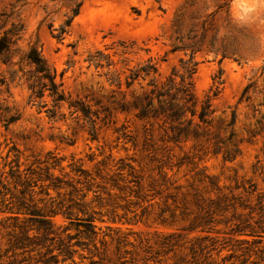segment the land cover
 <instances>
[{
	"label": "rangeland",
	"instance_id": "374dc122",
	"mask_svg": "<svg viewBox=\"0 0 264 264\" xmlns=\"http://www.w3.org/2000/svg\"><path fill=\"white\" fill-rule=\"evenodd\" d=\"M12 23L23 26V32L11 51L0 56V167L9 150V160L18 155L21 169L52 153L64 158V169L56 168V174L71 179L68 165L76 162L96 177L97 192H89L87 202L89 210L97 211L93 215L101 230L90 239L73 225L68 239L62 232L68 221L56 217L55 228H61L54 240L44 239L45 245L58 254L57 240L62 239L71 245L75 261L63 262L60 255L59 264H264V238L254 247L253 237L241 236L248 243L236 241L240 236L230 234V225L218 223L220 232L191 229L197 211L194 194L208 196L209 180L221 187L251 180L264 192V0H0V34ZM31 46L56 70L67 94L98 111L96 140L87 119L71 115L67 105L60 109L63 118H50L29 102L31 91L19 69L31 68L23 58ZM131 68L158 71L126 87ZM151 79L173 91L190 84L198 109L218 91L211 125L198 130L204 136L167 141L160 123H145L133 111L119 110L120 103L130 106L147 91ZM256 80L250 99H241L244 87ZM11 115L17 119L6 125L4 119ZM126 163L142 179L140 187L128 183L132 176L127 170L119 174L118 167ZM113 179L123 190H111ZM63 198L68 196L57 199ZM9 215L0 211V264H42L45 248L23 254L10 249L14 221L6 220ZM171 233L180 236L167 237ZM203 236L208 238L197 240ZM118 238L124 240L119 250ZM200 241L208 247L201 250ZM228 244L238 248L234 256L231 246L217 255ZM224 256L228 259L222 260Z\"/></svg>",
	"mask_w": 264,
	"mask_h": 264
},
{
	"label": "trees",
	"instance_id": "16d2710c",
	"mask_svg": "<svg viewBox=\"0 0 264 264\" xmlns=\"http://www.w3.org/2000/svg\"><path fill=\"white\" fill-rule=\"evenodd\" d=\"M82 2L78 3L73 10V17L79 14ZM72 18L66 21L70 25ZM62 28L59 36L64 33ZM23 32V26L12 23L10 28L4 30L0 34V56L11 51L12 47L20 40ZM26 63L31 67L25 70L20 68L22 76L28 84L31 91L29 102L33 106H37L39 110L45 109V112L50 118H56L59 114L60 118L64 114L60 109L67 105L70 114H81L84 119L90 124V135L93 140L98 138L97 120L100 118L98 111H93L89 105L80 99H73L65 92L61 81L57 80V72L52 69L40 51L31 46L23 55ZM158 68H131L130 73L125 78L126 87H130L135 81L146 79L152 74H156ZM261 75H264V68H261ZM264 81V77H263ZM256 81L249 82L241 93V99H250V91L255 87ZM118 88L122 87V81L117 80ZM150 87L147 91L141 93L133 101L130 106L125 103H120L118 108L121 112L133 111L136 119L145 123L154 124L160 123L164 126L167 132V141L180 142L187 141L190 138L199 139L204 136L203 132L199 133V129L209 127L212 123V99L217 96L218 91L214 92L213 97H208L198 109L197 100L191 89V85H181L173 91L172 86L165 88L164 85L156 84L153 79L148 83ZM50 99L52 106L48 107L47 99ZM185 117V119H183ZM17 117L11 115L5 118V124L8 125L15 121ZM101 120H104L101 119ZM235 123V118L232 119L230 125ZM168 129L171 133L168 132ZM10 150L5 157H2L3 165L0 167V211L10 214L6 220H13L10 224L12 233H10V249L16 254H23L27 251L45 248L42 259V264H59V256L63 255L62 261L65 262L68 258H72L71 245H66L62 239L57 241L58 254H55L54 249L50 245H45L44 239L54 240L56 238L55 218L62 216L69 224L65 225L62 232H67L70 226H75L76 229L86 238H96L101 228L95 224L93 214L97 213L94 208L89 210L87 198L89 192L96 193L93 189L96 177L90 171L85 169L82 164L76 162L69 163L71 172L74 176L69 179L65 175H58L54 172L56 168L63 170L64 158L57 157L52 153H48L46 159L36 162L21 169L19 156L15 155L9 160ZM44 163V167L40 165ZM44 169V174L41 172ZM119 174H123L125 170L128 175L132 176L128 183H135L138 187L142 184V179L135 175V168L130 164H123L118 167ZM100 178H103L98 174ZM163 178L166 174L162 175ZM247 183L236 181L234 186L221 187L217 180H209L208 196L199 197L194 194V202L196 205V213L191 220L193 224L192 230L199 229L202 232H220L217 229L218 223L230 225V234L240 236L235 238L236 241L246 242L249 240L241 236L253 237L255 244L262 242L264 238V192L258 190V186L251 180H246ZM78 184L82 185L78 187ZM112 189L123 190L118 180L113 179L111 183ZM38 189V190H37ZM111 190L107 194L111 195ZM225 190H228L226 192ZM51 191L56 193V197ZM238 191V192H237ZM213 193V195L211 194ZM67 195L68 199H57L61 195ZM99 197L98 195H95ZM255 201V202H254ZM167 202V201H165ZM254 202V203H253ZM166 204V203H165ZM161 212H165L164 208ZM171 216L176 218V212L172 211ZM22 217V218H21ZM162 221H165L161 214ZM101 222L104 221L100 218ZM115 222V220H112ZM22 222V223H21ZM31 223V227H27L24 223ZM109 231H112L111 226H107ZM18 230V231H17ZM116 231H120L119 228ZM35 232V233H34ZM33 233V234H31ZM110 236V232L104 234V237ZM180 234L171 233L167 237H179ZM112 237V236H111ZM67 238L72 239V235L67 232ZM208 236L198 237L197 240L207 239ZM233 238V237H231ZM198 243L201 250L206 249L208 245L203 242ZM106 243V240H101ZM124 240L117 239V248H121ZM69 243V241H68ZM178 245V243L173 244ZM215 249L214 243L210 244ZM96 247V244L94 243ZM233 250L230 257L234 256L238 248L230 245ZM229 244L222 246L217 251L220 255L223 249L230 247ZM257 246V245H256ZM195 246H191L193 250ZM240 249V248H239ZM256 252V249H253ZM258 251H262L258 247ZM8 252V250H7ZM209 256H212L210 251H207ZM0 255V259H1ZM252 256L249 255L241 263H247ZM228 259L227 256L222 257V260ZM19 261L18 263H20ZM254 264H259L257 260H251ZM94 262L92 261V264ZM124 262H121L123 264ZM215 261L210 262V264ZM8 264H15L13 261ZM233 264V263H232Z\"/></svg>",
	"mask_w": 264,
	"mask_h": 264
}]
</instances>
